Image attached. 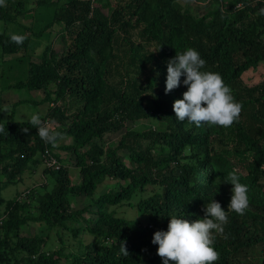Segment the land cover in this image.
<instances>
[{"label":"trees","instance_id":"16d2710c","mask_svg":"<svg viewBox=\"0 0 264 264\" xmlns=\"http://www.w3.org/2000/svg\"><path fill=\"white\" fill-rule=\"evenodd\" d=\"M189 1L0 0V78L43 91L41 119L62 133L53 147L29 120L5 119L0 108V264H162L155 231L171 215L203 217L212 199L227 210L233 186L224 177L233 170L250 205L243 215L228 211L214 264H264V77L247 78L264 62V0H204L203 15ZM14 33L26 37L22 44L10 40ZM188 47L242 104L231 126L176 119L173 103L187 86L165 92L167 63ZM120 130L110 145L106 136ZM40 163L50 179L27 185L30 165ZM10 185L18 188L6 195ZM79 195L91 202L73 210ZM31 223L58 227L62 246L47 250L50 234L24 235Z\"/></svg>","mask_w":264,"mask_h":264},{"label":"clouds","instance_id":"9594fccd","mask_svg":"<svg viewBox=\"0 0 264 264\" xmlns=\"http://www.w3.org/2000/svg\"><path fill=\"white\" fill-rule=\"evenodd\" d=\"M25 38L15 33L10 36L16 44H22ZM205 64V59L195 48L188 47L183 52H177L167 63L165 92L179 87L181 83L187 86L182 98L173 103L178 121H187L197 127L205 124L229 127L239 119L242 104L235 99L222 75L205 70ZM181 77L184 79L181 80ZM28 119L41 140L53 147L57 145L62 133L42 121L39 112L31 113ZM28 130L24 129L25 132ZM3 131L0 127V133ZM224 179L233 186L227 210L219 201L212 199L205 204L203 217L190 220L183 215H171L167 229L155 231L152 243L158 245L157 254L162 258V264H214L218 260L215 239L225 233L228 211L243 215L250 205L248 186L240 181L238 173L233 170L226 173ZM121 251L128 254L124 245Z\"/></svg>","mask_w":264,"mask_h":264},{"label":"rangeland","instance_id":"374dc122","mask_svg":"<svg viewBox=\"0 0 264 264\" xmlns=\"http://www.w3.org/2000/svg\"><path fill=\"white\" fill-rule=\"evenodd\" d=\"M183 2H185V0H183ZM214 3H216V1L214 2L212 1L210 5L213 4L212 6L214 5L216 6L217 3L216 4ZM226 3L228 4V0L226 1ZM188 6L195 13L199 15H203L208 10L209 4L206 3V1L204 0H191L188 2ZM21 21L28 23L31 21V18L21 17ZM3 28H4V22L0 20V31H2ZM60 45L59 43H57L56 47L58 48ZM40 51H41V48H38L37 53H39ZM14 56L16 55H6L5 58L9 59V58H13ZM33 58L38 59V57L36 56H34ZM2 69H4L3 57L0 53V70ZM247 76H248L247 78H251L253 81H259L260 79H262L264 77V62H262L261 65H259L257 69L250 71L247 74ZM22 77L24 78L25 76H22ZM15 81H16L15 77L13 78L8 77L5 81H3L2 79L0 80V108L3 110L4 118L10 119L14 117L15 119H18V120H29L28 117L33 112H39L41 115V118H43V116L46 114L47 109L49 107V102L41 103L42 99L45 96L44 92L40 90H29L27 88H21V87H10L9 85ZM35 100L37 101V104H34ZM18 101L19 103L16 105L15 103ZM148 121L149 119H142V120L136 121V124L144 123ZM51 125L52 124H50V126ZM59 126H60L59 124L54 123L51 128L54 129ZM120 133H121V130L115 133H111L106 136V140L109 142L110 145H116L118 142V136L120 135ZM71 140H72L71 137H66V138H63L62 142L67 144V143H70ZM57 151L62 157L68 156V157H71V159H73L72 150L69 152L63 149H58ZM123 152L124 151H120V153L122 154ZM30 166L32 168V171H27L25 175L26 180H27L26 182L27 185L35 184V183L39 184V183H42L43 180L45 181V179L46 180L50 179V174H47L44 172V165L42 163L33 165V167L32 165ZM71 170H72V176L74 178V181H80L81 175H80L79 170L74 167ZM15 186L10 185L6 187L3 190V193H5L6 195L13 194V190L11 189ZM19 187L21 189L24 188L23 185H20ZM17 188H18V185L15 187L14 190H16ZM90 200L91 199L88 196H84V195L73 196L71 198L72 209L75 210L77 208H81L85 206L86 204L90 203L91 202ZM128 211L130 213H133V210L131 208H128ZM57 228L58 227L50 231V228L48 227V225L42 226L41 224H38V223H31V224H28L22 227V233L24 235H33L36 233H43V235H46V236L50 234L49 242L47 246H45V248L47 250H54L62 246L61 240L59 239L56 233ZM62 237L63 239L67 241V244H69L70 246L73 245L72 240L74 239L70 235H68V233H63ZM90 239L91 237L89 235L85 236L86 242H88ZM66 248L69 249V247L67 246ZM257 252H261V254H264V248L263 247L258 248ZM60 264H73V263L71 261H66L64 259H61Z\"/></svg>","mask_w":264,"mask_h":264}]
</instances>
